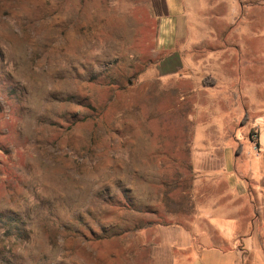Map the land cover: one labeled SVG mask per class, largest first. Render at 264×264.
<instances>
[{
    "label": "rangeland",
    "instance_id": "374dc122",
    "mask_svg": "<svg viewBox=\"0 0 264 264\" xmlns=\"http://www.w3.org/2000/svg\"><path fill=\"white\" fill-rule=\"evenodd\" d=\"M180 1L0 0V264H152L154 228L222 179L192 163L219 115L256 133L246 92L215 105L204 59L263 67L264 0Z\"/></svg>",
    "mask_w": 264,
    "mask_h": 264
},
{
    "label": "crops",
    "instance_id": "0c3cea01",
    "mask_svg": "<svg viewBox=\"0 0 264 264\" xmlns=\"http://www.w3.org/2000/svg\"><path fill=\"white\" fill-rule=\"evenodd\" d=\"M165 6L169 14H176L183 4L180 0H165ZM171 18L162 19L160 24L164 47L173 45L176 24ZM209 57L204 61L213 69L209 73L214 84H219L215 105L219 104L221 112L225 106L230 109L235 106L230 94L234 99L239 91L246 92L248 109L256 111V118L250 119L246 127H253L256 133L247 132L244 137L235 132V119L226 121L224 115H219L213 124L218 147L200 149L192 163L204 177L215 174L212 170L219 167L222 179L217 181L211 176L202 192L197 185L194 211L182 216L180 223L154 228L155 240L149 243L152 264H264V65H254V57L246 54L241 74L233 70V74L220 71L217 75L220 61L229 55L213 52ZM259 60L264 61V54Z\"/></svg>",
    "mask_w": 264,
    "mask_h": 264
}]
</instances>
